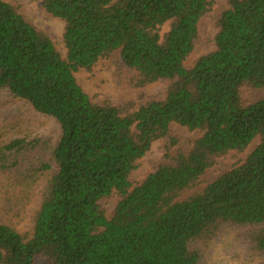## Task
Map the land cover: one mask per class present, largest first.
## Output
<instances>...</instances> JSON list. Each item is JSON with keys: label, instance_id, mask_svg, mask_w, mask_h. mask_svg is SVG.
Masks as SVG:
<instances>
[{"label": "trees", "instance_id": "trees-1", "mask_svg": "<svg viewBox=\"0 0 264 264\" xmlns=\"http://www.w3.org/2000/svg\"><path fill=\"white\" fill-rule=\"evenodd\" d=\"M50 38L0 0V264H205L228 231L264 264V0H41ZM215 32L204 51L201 22ZM118 54L133 94L94 103L75 74ZM166 86L164 98L148 87ZM172 126L199 132L185 151ZM169 139L142 182L130 177ZM255 148L185 200L218 162ZM44 181L29 235L14 224ZM117 196L107 217L101 203Z\"/></svg>", "mask_w": 264, "mask_h": 264}, {"label": "rangeland", "instance_id": "rangeland-1", "mask_svg": "<svg viewBox=\"0 0 264 264\" xmlns=\"http://www.w3.org/2000/svg\"><path fill=\"white\" fill-rule=\"evenodd\" d=\"M4 1L18 5L24 16L50 38L61 57L66 59L67 52L63 42L64 22L48 16L41 5V0ZM201 32L208 46L204 51L194 53L187 61V66L214 49L213 38L215 32L208 20L201 22ZM126 76V71L121 64L118 54H113L109 59L99 62L91 72L81 70L75 74L78 84L94 103L108 100L113 104H119L123 100L133 97V94L127 92L124 88ZM147 92L150 96L164 98L166 86L156 84L148 87ZM201 136L202 134L199 132H190L185 128L172 126L171 137L176 139L178 143L177 146L172 148V151H185L194 140ZM258 142V140L255 141L245 153L240 155L233 154L229 158L220 160L214 169L205 174L196 189L184 193L179 200H185L195 194L228 172L235 163L245 160ZM168 144L169 139L153 143L150 151L138 162V168L131 175L130 181L140 183L150 175L161 163ZM44 185V181L38 182L35 185L32 197L26 205L21 218L14 224V229L19 234L29 235L32 232V218L40 207L41 193ZM117 203L118 198L115 195L101 203L107 217L112 216ZM205 264H256V262L255 257L249 251L243 235L236 231H228L211 245Z\"/></svg>", "mask_w": 264, "mask_h": 264}]
</instances>
